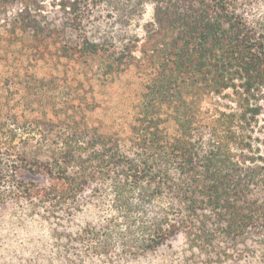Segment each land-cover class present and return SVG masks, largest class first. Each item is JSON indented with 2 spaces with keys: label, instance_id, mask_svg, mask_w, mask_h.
<instances>
[{
  "label": "trees",
  "instance_id": "1",
  "mask_svg": "<svg viewBox=\"0 0 264 264\" xmlns=\"http://www.w3.org/2000/svg\"><path fill=\"white\" fill-rule=\"evenodd\" d=\"M0 264H264V0H0Z\"/></svg>",
  "mask_w": 264,
  "mask_h": 264
}]
</instances>
